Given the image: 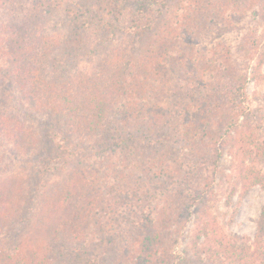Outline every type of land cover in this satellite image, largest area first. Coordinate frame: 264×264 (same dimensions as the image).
I'll return each instance as SVG.
<instances>
[{
  "label": "trees",
  "instance_id": "1",
  "mask_svg": "<svg viewBox=\"0 0 264 264\" xmlns=\"http://www.w3.org/2000/svg\"><path fill=\"white\" fill-rule=\"evenodd\" d=\"M10 3L0 0V11L7 13L0 18V83L16 93L12 109L46 120L42 139L13 113L0 115V150L11 146L22 156L35 151V174H68L35 195L18 174L0 177V264H264V207L251 239L228 236L207 206L215 198L210 176L226 147L232 195L239 188L242 199L256 186L264 190L258 169L264 114L247 107V70L227 66L214 53L211 60L190 58L189 35L179 33L180 13H195L196 4L78 0L68 10L71 30L60 39L42 33L41 2L20 23L11 20ZM213 8L225 12L223 4ZM260 12L264 17V0ZM120 32L132 39L130 51L104 53ZM178 49L191 62L178 61ZM90 55L103 60L73 76L80 59ZM263 64L262 56L250 71L257 82ZM177 73L184 78L176 88H188L184 94L190 97L164 110L158 97L167 76ZM148 132L164 145L176 135L181 152H188L182 163L162 154L160 145L148 143L149 155L134 152L133 143ZM84 143L100 163L69 172ZM3 165L0 156V172ZM144 186L149 193L142 196ZM109 196L114 202L106 204ZM108 205L122 244L120 255L106 262L110 252L96 251L92 232ZM191 217V254L179 255L174 247Z\"/></svg>",
  "mask_w": 264,
  "mask_h": 264
},
{
  "label": "rangeland",
  "instance_id": "2",
  "mask_svg": "<svg viewBox=\"0 0 264 264\" xmlns=\"http://www.w3.org/2000/svg\"><path fill=\"white\" fill-rule=\"evenodd\" d=\"M9 1H11V20L20 23L26 18L28 13L27 10L32 9V5L36 0ZM38 1L42 3V7L39 8L40 11L38 12L43 16L42 33L46 37L53 36L55 38L66 39L71 30L69 28L70 19L68 10H71L73 2L76 3L78 0ZM191 1L197 6L194 7V9L198 8V10L195 13L191 11L189 15H187L185 11L180 13L181 28L179 32L182 36L189 35V40H187L192 45L190 58L195 59L201 55H208L207 58L211 60L213 59L212 54L214 53L217 54L221 62H225L227 66H232L231 68H235L239 72L247 70L249 75V82L245 90L247 107L251 109V111L262 110L264 114V64L260 71V81L257 82L254 80L250 72L259 65L261 57L263 56L264 58V17H260V6H262L263 0ZM221 4L224 6L222 9V11H225L224 14L220 11L216 12V9L213 8ZM4 13L5 15L7 14L3 10L0 11L1 19H4ZM111 44L106 47L104 53L110 51L111 48L130 51L128 50V46L132 45V39L129 38L126 33L120 32ZM56 54L58 53L56 52ZM177 58L180 62H191L189 54L185 55L182 49L177 50ZM98 60H103V56L90 55L83 57L74 69L73 76L90 72L94 68V65L98 63ZM221 73L224 74L226 72L223 71ZM179 76L182 79L184 78L182 73L167 76L163 87L164 91H162L163 93L158 97L160 100L158 104L164 110L171 109L172 104H175L176 100L184 101L190 97L189 93L186 95L184 94V92H188V88L186 90H179L176 88L180 86L177 82ZM190 89L191 92H198L195 87H191ZM15 96L16 93L14 89L9 86V83H0V115H10L13 113L15 117L17 116L27 124V126H30L38 137L44 139V121L46 119L41 116H35L33 119H30L25 116L27 114H25L22 109H12L15 104L12 99H14ZM155 135L154 133H145L146 137L144 139L139 141L136 140L133 143V151L149 155V144L152 145V148L160 145L158 146L160 151L166 149L161 152L162 154L166 151V154H170L168 156L172 161L182 163V160L188 152H181L182 148L181 145H178L177 136H173L172 140L164 145L156 143L157 139H155ZM2 145L4 144L2 143ZM86 147L90 148L89 144L84 143L83 151H81L78 156L73 157V161L68 168L69 172L76 168H82L86 164H89V168H92L95 164L100 163V161H93L94 158L89 157L90 152L84 150ZM229 149L228 147L223 149L224 151L218 162L216 172L212 173L210 176L213 181L212 190L215 198L209 200L210 202L207 206L212 216L218 221L221 230L228 236L249 237L253 239L256 234L257 223L264 207V190L256 186L250 191L246 198L242 199L241 189L239 188L237 192L232 195L230 186L226 181V176L231 175L232 158L228 153ZM30 153L31 151L28 154ZM34 153L35 151H33L31 155ZM31 155L22 156L17 154L11 146L1 149L0 156L4 158V165L3 170L0 172V177L4 176L6 178L8 175L18 174L25 180V189L33 192L35 195V192L39 191L43 185L51 184V186H54L61 180L62 176L68 174V171H63V173H57L56 175L50 173L35 174L31 165L36 161V158L33 160L32 158L34 156L30 157ZM258 169L264 174V159L259 160ZM35 189L37 190L35 191ZM148 193V187L146 188L144 186L143 191H141L142 196ZM109 198L111 201L106 202V204L114 202V196H109ZM109 206L110 205L103 208L102 223L95 227L92 232L95 234L98 243L96 244V247H98L96 251L101 254L103 250L108 249L110 252L105 255L107 256L106 262L120 255V245L122 244V239L117 240L120 235V224L115 221L118 220V218L114 213H110V209H108ZM194 225L195 218L191 217L182 233L181 240L174 247V251L177 254L184 255V253L187 252L191 254L190 242Z\"/></svg>",
  "mask_w": 264,
  "mask_h": 264
}]
</instances>
